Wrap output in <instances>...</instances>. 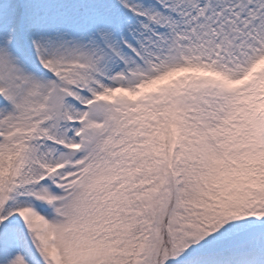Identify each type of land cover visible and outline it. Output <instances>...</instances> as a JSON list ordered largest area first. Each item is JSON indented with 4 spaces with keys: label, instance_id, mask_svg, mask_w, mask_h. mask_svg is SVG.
Listing matches in <instances>:
<instances>
[{
    "label": "snow or ice",
    "instance_id": "6c2138e0",
    "mask_svg": "<svg viewBox=\"0 0 264 264\" xmlns=\"http://www.w3.org/2000/svg\"><path fill=\"white\" fill-rule=\"evenodd\" d=\"M0 264H264V0H0Z\"/></svg>",
    "mask_w": 264,
    "mask_h": 264
}]
</instances>
